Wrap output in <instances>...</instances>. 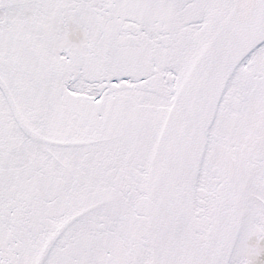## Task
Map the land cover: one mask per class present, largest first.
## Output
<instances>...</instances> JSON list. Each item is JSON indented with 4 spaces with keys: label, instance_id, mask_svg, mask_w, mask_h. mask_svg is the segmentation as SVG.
I'll return each instance as SVG.
<instances>
[{
    "label": "snow or ice",
    "instance_id": "snow-or-ice-1",
    "mask_svg": "<svg viewBox=\"0 0 264 264\" xmlns=\"http://www.w3.org/2000/svg\"><path fill=\"white\" fill-rule=\"evenodd\" d=\"M0 264H264V0H0Z\"/></svg>",
    "mask_w": 264,
    "mask_h": 264
}]
</instances>
